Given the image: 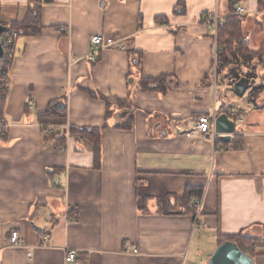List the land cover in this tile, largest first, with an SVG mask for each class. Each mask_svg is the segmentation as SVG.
<instances>
[{
  "label": "crops",
  "instance_id": "0c3cea01",
  "mask_svg": "<svg viewBox=\"0 0 264 264\" xmlns=\"http://www.w3.org/2000/svg\"><path fill=\"white\" fill-rule=\"evenodd\" d=\"M237 2L246 11L233 13L243 18L242 43L249 38L243 44L258 53L264 1ZM0 6V23L22 22L32 0ZM208 13L228 22L230 0L41 6V35L16 43L0 120L7 125L0 135V264H209L223 238L263 242L264 89L252 88L264 85L253 79L250 95L240 98L232 81L250 71L231 81L217 73L218 32L202 19ZM97 35L124 49L98 51L89 61ZM163 76L166 93L141 89L142 78ZM52 104L66 105L67 124L56 126L68 129L48 135L40 115ZM221 114L238 128L230 141L215 126L216 136L187 135L199 117ZM76 129L101 130L99 146ZM190 190L201 192L191 199L201 201L200 215L190 208ZM12 233L20 247H12ZM71 251L74 263L66 261ZM249 252L264 264V245Z\"/></svg>",
  "mask_w": 264,
  "mask_h": 264
},
{
  "label": "trees",
  "instance_id": "16d2710c",
  "mask_svg": "<svg viewBox=\"0 0 264 264\" xmlns=\"http://www.w3.org/2000/svg\"><path fill=\"white\" fill-rule=\"evenodd\" d=\"M264 0H260V3H263ZM52 0H46V3H51ZM238 4L237 0H230V9L233 13H235L236 5ZM263 5V4H262ZM264 8V5H263ZM2 24V23H0ZM242 24L243 18L232 16L226 22V25L222 28H219L217 34V42H218V53L216 57V65H217V73H222L226 71V78L228 80L232 79H239L241 74H246V70L250 71L246 77L248 80L256 79L255 73L252 72L250 69H246L243 73L240 72L238 68V64L242 63L246 65V63L250 64L254 61L258 60L261 61L264 56V45L262 49L258 53L250 52L242 43ZM6 28H8V32L3 35V37L10 35L13 32H16L19 38L22 37H36L40 36L42 33V24H41V5L40 0H32V6L29 8L28 14L26 18L22 22H13L10 24H2ZM261 59V60H260ZM5 62H2V64ZM252 69V68H251ZM167 80L168 77H160L157 79L152 78H142L140 80V87L144 91H153L159 93H166L167 89ZM260 87H253L252 92L260 91ZM7 89L5 88L3 82L0 81V120L3 118V109H4V101L7 95ZM108 106H112L109 101H106ZM127 103L123 101H116L113 106L118 107L119 109H125V105ZM40 121L42 124L46 125H63L67 124V107L66 105H62V107H57L55 104H52L49 110L45 113L40 115ZM133 123V113L129 116L126 125L124 126L125 129H131ZM71 134L74 133L75 129L71 128ZM78 133H82L87 136L92 142L95 143L96 147L99 146L100 142V134L101 130H88V129H76ZM59 145H63V141L65 140V135L59 133ZM96 164H99V155L96 153ZM195 193V194H194ZM201 195L200 191H189V203L190 208L193 209V214L196 216L198 214V208L196 207L195 203L191 205V199L198 197V194ZM197 195V196H196ZM194 197V198H193ZM201 197V196H199ZM197 200V199H196ZM226 242H233L238 245V247L245 253L253 255L249 252V248L252 246H259L264 245L263 242L251 238L245 237L243 234L238 236H231L222 239V243Z\"/></svg>",
  "mask_w": 264,
  "mask_h": 264
},
{
  "label": "built area",
  "instance_id": "2783aa9c",
  "mask_svg": "<svg viewBox=\"0 0 264 264\" xmlns=\"http://www.w3.org/2000/svg\"><path fill=\"white\" fill-rule=\"evenodd\" d=\"M46 4V0H40V5ZM236 15H244L246 13L245 9L243 7H237L235 11ZM202 19L210 26V28L215 29L216 34L219 30V28H222L226 25V20L219 18V16L215 13H208L204 14ZM19 39L18 34L12 33L10 35H7L5 37H1V42L4 47V57L2 62L5 59V62L2 64L0 63V81L1 83L3 82L4 86L6 89L9 87V78H8V73H9V66L13 63L12 61L15 59L16 56V43L17 40ZM249 42V38H246L243 43L246 44ZM92 45L96 48V50L91 53L87 59L89 61H95V56L97 55L96 53L98 51H102L108 48H116L119 50H123L124 47H122L119 42L116 39L113 38H106L104 36H94L91 40ZM29 109H32L34 107L33 103H30L28 105ZM232 114L236 115V112H232ZM215 120L216 116L212 115H204L199 117L194 124V129L192 132H188V136H197V137H203V136H216L214 126H215ZM236 120L239 123L243 122L242 117L236 116ZM6 124H3L2 122L0 123V135L3 133V131L6 129ZM61 127V128H60ZM44 129L46 130V133L48 135H54L56 134L59 129L64 131H67L68 127L65 126H56V125H46L44 126ZM58 129V130H57ZM195 205L198 208V215L201 214V208H202V203L200 200L195 201ZM46 240V238H45ZM10 242L12 247H20L22 244L20 242V238L18 233H12L10 236ZM130 249V248H129ZM134 253L137 254V250L133 251ZM66 261L68 263H74L76 261V253L71 251L68 253L66 257Z\"/></svg>",
  "mask_w": 264,
  "mask_h": 264
},
{
  "label": "water",
  "instance_id": "95a60500",
  "mask_svg": "<svg viewBox=\"0 0 264 264\" xmlns=\"http://www.w3.org/2000/svg\"><path fill=\"white\" fill-rule=\"evenodd\" d=\"M9 30L0 24V63L4 57V47L1 42V37ZM255 80L248 84L247 78L242 77L239 80H233V92L238 97H243L249 87L254 86ZM216 133L221 135L224 141H230L232 136L237 134L238 128L236 123L229 118L227 114H221L215 121ZM209 264H254L252 257L246 255L237 244L233 242H226L220 245L211 257Z\"/></svg>",
  "mask_w": 264,
  "mask_h": 264
},
{
  "label": "rangeland",
  "instance_id": "374dc122",
  "mask_svg": "<svg viewBox=\"0 0 264 264\" xmlns=\"http://www.w3.org/2000/svg\"><path fill=\"white\" fill-rule=\"evenodd\" d=\"M1 7V6H0ZM13 33H16V32H13ZM12 34V33H11ZM17 34V33H16ZM19 37V36H18ZM18 41V40H17ZM261 60V59H260ZM14 61V60H13ZM12 61V62H13ZM11 66H12V64L9 66V70H10V68H11ZM238 68H239V70L240 71H245V68L247 69H250L252 72H254L255 73V76H256V79H259L258 81L260 82V86H263L264 85V59L263 60H261V61H258V60H256V61H254L253 63L251 62L250 64H248V63H246V65H243L242 63H239L238 65ZM252 68V69H251ZM220 80H221V75H220ZM256 86H258L257 84H256ZM264 88H261V90H263ZM254 92H252V94H253ZM250 95V92H247V94H246V96H245V98L247 97V96H249ZM240 100V99H239ZM194 246V245H193ZM202 259H200V262H199V264H202Z\"/></svg>",
  "mask_w": 264,
  "mask_h": 264
}]
</instances>
